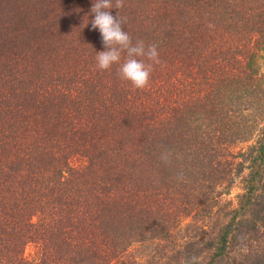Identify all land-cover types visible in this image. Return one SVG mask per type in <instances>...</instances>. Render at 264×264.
I'll return each instance as SVG.
<instances>
[{
  "label": "trees",
  "instance_id": "trees-1",
  "mask_svg": "<svg viewBox=\"0 0 264 264\" xmlns=\"http://www.w3.org/2000/svg\"><path fill=\"white\" fill-rule=\"evenodd\" d=\"M92 5L0 0V264H264V0H123L143 89Z\"/></svg>",
  "mask_w": 264,
  "mask_h": 264
},
{
  "label": "clouds",
  "instance_id": "clouds-1",
  "mask_svg": "<svg viewBox=\"0 0 264 264\" xmlns=\"http://www.w3.org/2000/svg\"><path fill=\"white\" fill-rule=\"evenodd\" d=\"M122 7L123 0H115V5L112 0H93L92 28L99 30L106 49L96 52L97 67L100 70H107L113 64H119L118 71L121 79L131 82L137 89H143L149 84L153 64L160 63L159 53L155 44L146 46L142 40L133 44L132 38L122 27L123 22L119 13L114 16L111 11ZM124 52L127 57L121 63V56Z\"/></svg>",
  "mask_w": 264,
  "mask_h": 264
},
{
  "label": "rangeland",
  "instance_id": "rangeland-1",
  "mask_svg": "<svg viewBox=\"0 0 264 264\" xmlns=\"http://www.w3.org/2000/svg\"><path fill=\"white\" fill-rule=\"evenodd\" d=\"M248 145H249V143H244V144H242L238 148H241L242 150H244V149H246V147ZM244 192H245L244 184L238 179L234 183V185L232 186V189H231L230 194L223 196V198H225V199H231L233 201V205L235 207H237L238 206V201H239V195H241ZM207 220H208V214L206 215V221ZM191 233H192V235H198L197 238H200V241L203 242V243L201 245H199L198 247L193 246V244H192V246H190L189 244H187L184 247V249L187 250L188 248H192L191 250H193V251H195V249H198L197 251H199V250H203L205 248L204 243L205 242L207 243L209 241V236H210V233H212V232L209 229V225L206 224V229H205L204 232H201V233L198 232V234H197V230L196 231L195 230H192ZM136 247L137 246L134 245V246H132L131 249L134 250ZM34 251L35 250H34L33 245H27L24 252H25L26 255H32V254H34ZM209 253H210V251L208 250V247L206 245V255H208Z\"/></svg>",
  "mask_w": 264,
  "mask_h": 264
}]
</instances>
